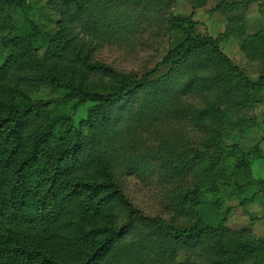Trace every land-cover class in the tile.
I'll return each instance as SVG.
<instances>
[{
  "label": "rangeland",
  "instance_id": "obj_1",
  "mask_svg": "<svg viewBox=\"0 0 264 264\" xmlns=\"http://www.w3.org/2000/svg\"><path fill=\"white\" fill-rule=\"evenodd\" d=\"M46 131L29 201L70 215L17 241L60 264L106 243L92 264H264V0H0L3 185Z\"/></svg>",
  "mask_w": 264,
  "mask_h": 264
},
{
  "label": "trees",
  "instance_id": "obj_2",
  "mask_svg": "<svg viewBox=\"0 0 264 264\" xmlns=\"http://www.w3.org/2000/svg\"><path fill=\"white\" fill-rule=\"evenodd\" d=\"M192 36V35H191ZM196 38H188L185 40L184 47L191 48L194 46ZM183 47L180 48V51ZM121 91H116L113 95L97 96L92 94H83V97H88L89 99L103 100L106 103L112 98L119 97ZM30 113V106L24 109H14L11 112L9 121L13 120L14 124V139L19 140L20 134L17 132V126L23 121L26 115ZM48 132L46 131L37 142H35L31 147L25 148V151L20 153V144H14V183L12 185H3L0 182V264H60L53 260L51 256L44 253V250L35 247H28L24 242L17 241L16 236L26 235L23 234L31 227L32 224H37L42 226L44 223L47 225H54L57 223V219L63 215H70V210L61 206L59 203L55 205L50 215L47 211V197H45V192L41 193V199L34 203L30 202L31 197L30 187L26 184L24 176V169L27 167L29 162H34L39 156L38 146L45 143L48 140ZM23 154L25 158L21 161L16 159V154ZM19 154V155H20ZM18 156V155H17ZM62 156V155H61ZM61 156L56 159V165L52 175L49 178L46 177L44 173L40 175H45V179L50 183V188L56 183L55 176L59 168V161ZM1 159V157H0ZM237 168H245L246 165L243 163L237 164ZM1 170V169H0ZM2 171V170H1ZM0 172V176H1ZM47 178V179H46ZM94 189L100 188L102 186H89ZM34 189V187H33ZM33 192V191H32ZM49 207V206H48ZM79 209V208H78ZM72 224H74L72 222ZM45 225V224H44ZM42 228V227H40ZM77 232V227H71ZM242 238V237H241ZM108 244H103L98 246L89 257V260L85 264H92L98 262V260L106 253Z\"/></svg>",
  "mask_w": 264,
  "mask_h": 264
}]
</instances>
